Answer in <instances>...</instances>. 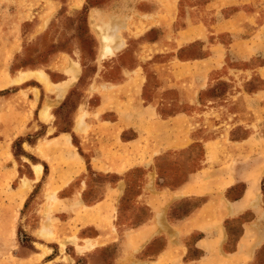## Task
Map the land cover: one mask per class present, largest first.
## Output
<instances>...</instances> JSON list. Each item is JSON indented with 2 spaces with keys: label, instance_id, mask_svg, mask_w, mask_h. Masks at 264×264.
I'll return each instance as SVG.
<instances>
[{
  "label": "crops",
  "instance_id": "0c3cea01",
  "mask_svg": "<svg viewBox=\"0 0 264 264\" xmlns=\"http://www.w3.org/2000/svg\"><path fill=\"white\" fill-rule=\"evenodd\" d=\"M66 1L0 0V29H18L16 37L5 42L12 46L11 56L6 59L21 53L22 42L29 43L49 29L58 11L68 3L71 9L86 12L87 31L93 39V62L109 60L110 65L101 69L99 64L93 71L97 97L93 109L86 110L80 119L76 113L69 131L47 130L35 139L48 136L49 140L61 139L69 144L72 135H77L81 150L89 157L84 161L76 152L74 161L67 164L68 175L82 172L87 165L98 172L117 175L141 168L142 181L133 200L147 210L135 226L119 228L112 220L98 222L97 204L103 207L121 200L128 185L126 175L121 183L109 182L108 190L98 199H87L80 187L77 207L83 232L81 254L95 264L98 251L105 247L114 250L108 259L110 264H250L264 243V14L256 11L258 2L253 1L254 9L232 13L231 18L246 15L255 25L249 37L234 32L230 46L225 47L219 39L211 43V33L202 24L173 28L176 0L167 14L162 7L145 12L137 8L114 9L94 0ZM97 17L112 24V53L102 52L103 40L94 25L97 22L93 23ZM226 21L218 19L217 24ZM153 28L161 31L145 36ZM133 39L137 40L136 48L131 44ZM197 43V54L182 55L185 47ZM227 51L238 61L255 54H261L262 60L252 67L229 68L234 76L230 79L224 69ZM76 52L73 54L78 58L84 57L81 50ZM127 53L133 55L131 66L117 60ZM68 57L73 58L68 50H58L50 56L54 62L60 60L58 68H54L61 73L55 81L44 75L53 84L50 89L36 75L29 74V69L8 75L10 81L21 79L0 86L3 146L29 131L33 115L39 125L52 123L51 107L59 104L82 71L70 65ZM72 67L77 69L76 76L58 96ZM214 71L223 72L220 78L232 81V89L223 99L230 112L223 119L217 117L213 106L216 99H200L214 86ZM148 72L156 77L157 85L150 86L152 75L149 77ZM253 74L261 78L262 85L246 91L244 83ZM9 87H15L14 91L4 93ZM150 87L152 92L146 95ZM42 95H48L47 100ZM165 107L172 111L163 113ZM36 140L22 141V149L36 152ZM193 146L202 152L199 164L184 171L180 180L170 182V175L163 172L156 159L160 161L169 152L189 153ZM7 148L11 154V144ZM175 163L176 160L172 162ZM66 197L70 203L71 195ZM182 202L187 207L180 208ZM246 213L250 217L240 222L234 234L231 221ZM49 255L47 252L36 264H55Z\"/></svg>",
  "mask_w": 264,
  "mask_h": 264
},
{
  "label": "rangeland",
  "instance_id": "374dc122",
  "mask_svg": "<svg viewBox=\"0 0 264 264\" xmlns=\"http://www.w3.org/2000/svg\"><path fill=\"white\" fill-rule=\"evenodd\" d=\"M67 2L66 0H63ZM104 3L114 9H135L150 12L158 7L166 8L169 12L174 0H94ZM254 0H176V19L172 23L173 28H180L190 23H199L203 29L210 32V42L219 39L225 47L230 46L233 33L244 38L250 36V30L255 22L246 15H239L234 19L232 13L236 10L249 11L254 9ZM258 2L257 12L264 14V0ZM225 18L223 24H217L218 19ZM95 20V19H93ZM98 20H100L98 22ZM97 29L103 25L104 19L96 18ZM26 30V28H24ZM24 30V31H25ZM92 33V21H91ZM18 31L10 29H0V86L12 82L8 75L17 73L22 69H37L46 75L50 80L55 81L60 76V71L56 70L60 60L50 58L58 50H68L73 58L67 59L70 65L81 68L78 80L61 99L59 104L51 107L52 123L49 125H39L35 115L30 117L29 131L18 139L7 141L6 146L0 142V264H36L40 262L43 255L50 252V257L55 264H95L89 262V256L81 254L82 247L79 243L83 241L82 231H80L81 221L79 219L80 210L77 207V191L83 188V196L87 199L102 197V194L109 188V182L121 183L126 175L127 187L124 189L121 200L110 205L101 207L97 204V221H113L119 228L138 224L146 213V207L136 204L134 197L138 192V186L142 181L143 170L133 169L127 173L114 174V172L101 171L90 168L88 165L78 174L68 175L67 164L74 161V154L79 153L84 161L88 157L80 148L79 138L72 135L71 143L65 144L63 140H49L48 136L40 141L38 136L46 134L47 130L52 132L69 131L76 113L85 115L86 110L91 111L97 101L94 95L93 71L98 67L104 69L109 64V60L93 62V39L87 31L85 10H73L68 7V3L58 11L56 18L49 29L32 38L31 42H22L21 53L15 58L6 59L11 56L9 48L5 43L8 38L16 37ZM161 29L153 28L146 32L152 36L159 33ZM261 40V39H257ZM136 39L131 40V44L136 48ZM200 43L185 47L182 55L192 56L197 54ZM76 50H81L83 58H78ZM73 51L75 54H73ZM68 53V52H67ZM181 55V56H182ZM8 56V57H7ZM118 62L124 66H131L134 62L132 54H125L118 57ZM262 60L261 54H255L248 60H235L227 51L226 64L224 69L230 79L234 78L230 74L229 68H247L259 64ZM58 62V63H57ZM57 67V68H54ZM149 77L150 73L148 72ZM223 72L214 71L212 79H215L214 86L201 94V101L206 99H216L215 115L226 118L229 115V104L223 99L230 92L232 81L226 77L220 78ZM105 76V75H103ZM227 76V75H226ZM219 78V79H218ZM21 77H18L17 81ZM149 84H158L154 75L149 79ZM262 85L261 78L253 76L244 83L246 91H252ZM152 87L146 95H150ZM15 87H9L4 93H10ZM48 95H42L47 100ZM170 96V95H169ZM172 96V95H171ZM26 98V97H25ZM19 102L18 100H16ZM13 102V101H12ZM171 107H165L162 112H171ZM107 115V114H106ZM218 119V118H217ZM218 119V120H219ZM43 138V137H42ZM38 142L36 152H26L21 147L22 141ZM11 144V154L8 153V145ZM6 148V150H5ZM30 149V148H28ZM37 151L39 153H37ZM32 153V154H31ZM202 152L197 146H193L188 152H169L158 161L157 165L162 168L165 174H169V181L176 182L182 177L184 171L194 168L199 164ZM10 159V161H7ZM176 160L175 164H172ZM34 163L42 166L39 177H35ZM87 164V162H86ZM13 165V166H12ZM33 176L34 180H31ZM67 180V181H65ZM264 193V181L262 182ZM66 195H71L72 201L68 203ZM75 196V197H73ZM182 202L180 208L186 206ZM187 207V206H186ZM70 210L72 211H69ZM249 213L236 217L231 221L230 226L234 234L239 231V224L242 220L248 219ZM264 225V218L262 220ZM88 246L86 243L84 245ZM114 250L105 247L98 251L97 264H110L108 260ZM250 264H264V243L254 254V260Z\"/></svg>",
  "mask_w": 264,
  "mask_h": 264
},
{
  "label": "bare ground",
  "instance_id": "6f19581e",
  "mask_svg": "<svg viewBox=\"0 0 264 264\" xmlns=\"http://www.w3.org/2000/svg\"><path fill=\"white\" fill-rule=\"evenodd\" d=\"M104 24L103 25H100L99 26V29H98V34H99V37L102 38L103 40V47H102V52L103 54H106V53H112L111 52V47H110V44L111 42L114 40L113 38V34L112 32L110 31L112 28H111V23H108V21H105L103 22ZM115 27V25H114ZM120 32V31H119ZM118 32V33H119ZM120 37V36H119ZM100 54V53H99ZM69 68V67H68ZM75 68V67H74ZM72 67V69H69L68 70V74H69V77H68V81L66 83H64L63 87H59L58 89V93L57 95L58 96H62L63 93L65 92L66 88H67V85L69 82H72L76 76V68L74 69ZM27 72V71H26ZM29 74H34L36 75V77L40 80V81H43V83H45L47 89H50V87L53 85L49 80H47L46 76H44V74H42L39 70H35V69H29ZM27 73V74H28ZM13 81H17V79H12ZM47 114V113H46ZM46 114L44 113V117L46 116ZM80 119V117H78ZM34 173H35V177H39L40 176V173H41V165L39 163L37 164H34Z\"/></svg>",
  "mask_w": 264,
  "mask_h": 264
}]
</instances>
